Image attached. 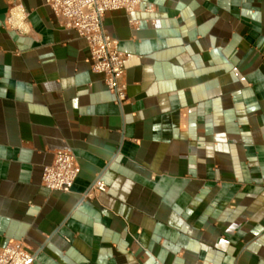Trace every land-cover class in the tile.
I'll list each match as a JSON object with an SVG mask.
<instances>
[{"label": "crops", "instance_id": "0c3cea01", "mask_svg": "<svg viewBox=\"0 0 264 264\" xmlns=\"http://www.w3.org/2000/svg\"><path fill=\"white\" fill-rule=\"evenodd\" d=\"M13 1L0 0V248L21 241L31 264H264V0L106 12L121 105L45 0H21L28 33L6 28ZM57 149L80 168L69 192L41 184ZM97 176L106 191L83 198Z\"/></svg>", "mask_w": 264, "mask_h": 264}, {"label": "built area", "instance_id": "2783aa9c", "mask_svg": "<svg viewBox=\"0 0 264 264\" xmlns=\"http://www.w3.org/2000/svg\"><path fill=\"white\" fill-rule=\"evenodd\" d=\"M45 4L60 27L74 30L85 40L91 71L103 76L104 85L114 96L116 104L125 103V55L118 49L117 41L104 31L102 19L106 12L112 10L131 14L138 8L139 0H45ZM26 16L22 1L14 0L4 24L10 30L26 34L29 31ZM129 22L132 25L137 23ZM79 171L73 153L68 149H57L51 163L42 168L41 184L49 190L69 192ZM105 191L106 184L97 176L83 198H93ZM32 259L33 254L21 241H10L0 248V264H31Z\"/></svg>", "mask_w": 264, "mask_h": 264}]
</instances>
